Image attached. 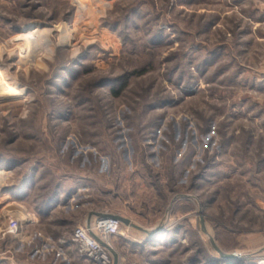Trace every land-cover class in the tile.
Listing matches in <instances>:
<instances>
[{
    "label": "rangeland",
    "instance_id": "374dc122",
    "mask_svg": "<svg viewBox=\"0 0 264 264\" xmlns=\"http://www.w3.org/2000/svg\"><path fill=\"white\" fill-rule=\"evenodd\" d=\"M0 72V264L88 212L122 264L264 263V0H0Z\"/></svg>",
    "mask_w": 264,
    "mask_h": 264
},
{
    "label": "built area",
    "instance_id": "2783aa9c",
    "mask_svg": "<svg viewBox=\"0 0 264 264\" xmlns=\"http://www.w3.org/2000/svg\"><path fill=\"white\" fill-rule=\"evenodd\" d=\"M121 224L114 215L100 214L92 222L74 228L67 238L59 239L57 243L59 246H76L79 256L90 264H122L111 245L116 238L125 236ZM21 229L22 224L16 218L8 217L2 234L17 237Z\"/></svg>",
    "mask_w": 264,
    "mask_h": 264
},
{
    "label": "crops",
    "instance_id": "0c3cea01",
    "mask_svg": "<svg viewBox=\"0 0 264 264\" xmlns=\"http://www.w3.org/2000/svg\"><path fill=\"white\" fill-rule=\"evenodd\" d=\"M56 207L57 210L58 208H62L59 207V204H57ZM100 214L101 213L98 212H88L83 218L82 225L87 224L88 222H92L95 217ZM36 222H38V219L36 220V218H31L30 224H27L25 227L30 230ZM48 244L49 243L43 244L39 248H31L29 253H27V256L30 257V259L35 258L37 260L42 258L40 260H44L46 262L45 264H90L87 259L79 256L76 246L53 249L50 248L51 246H47Z\"/></svg>",
    "mask_w": 264,
    "mask_h": 264
},
{
    "label": "water",
    "instance_id": "95a60500",
    "mask_svg": "<svg viewBox=\"0 0 264 264\" xmlns=\"http://www.w3.org/2000/svg\"><path fill=\"white\" fill-rule=\"evenodd\" d=\"M122 224L126 225V226H129V225H132L128 220L124 219V218H121L119 216H115ZM220 255L225 258V259H237L240 257V255H237V254H231V255H225V254H222L220 253Z\"/></svg>",
    "mask_w": 264,
    "mask_h": 264
},
{
    "label": "bare ground",
    "instance_id": "6f19581e",
    "mask_svg": "<svg viewBox=\"0 0 264 264\" xmlns=\"http://www.w3.org/2000/svg\"><path fill=\"white\" fill-rule=\"evenodd\" d=\"M2 78V73L0 72V79ZM3 86V90L0 93L1 96H17L12 90L9 89V87L7 85H2ZM2 175V173H0V176Z\"/></svg>",
    "mask_w": 264,
    "mask_h": 264
},
{
    "label": "trees",
    "instance_id": "16d2710c",
    "mask_svg": "<svg viewBox=\"0 0 264 264\" xmlns=\"http://www.w3.org/2000/svg\"><path fill=\"white\" fill-rule=\"evenodd\" d=\"M210 131V126L209 127H207L206 128V131L205 132H209ZM214 135L212 134V135H209V140L211 141V142H213L214 141ZM212 148H213V144H212ZM214 150V149H213ZM207 151V150H206Z\"/></svg>",
    "mask_w": 264,
    "mask_h": 264
}]
</instances>
